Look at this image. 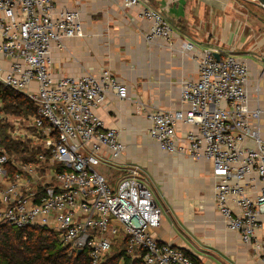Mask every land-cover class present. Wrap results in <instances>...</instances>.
<instances>
[{
    "label": "built area",
    "instance_id": "obj_1",
    "mask_svg": "<svg viewBox=\"0 0 264 264\" xmlns=\"http://www.w3.org/2000/svg\"><path fill=\"white\" fill-rule=\"evenodd\" d=\"M123 4L137 7L142 0ZM140 17L151 23L148 42L173 45L161 11L143 8ZM82 35L78 9H61L55 0H0V86L24 94L37 111L6 114L0 92L2 132L21 146L11 150L0 136V225L54 230L69 256L87 251L90 264H101L120 237L143 264H199L151 232L162 212L140 181V167L131 166L114 184L93 167L105 158L117 161L126 150L120 130L106 127L95 109L110 93L127 99L129 89L109 68L54 75L53 49ZM195 60L198 78L182 83L179 107L147 113L149 135L169 154L212 162L216 206L226 227L264 264V236H257L264 214L262 111L250 99L249 67L232 54L218 60L212 50ZM184 125L190 128L179 131ZM258 182L263 188L254 195Z\"/></svg>",
    "mask_w": 264,
    "mask_h": 264
},
{
    "label": "crops",
    "instance_id": "obj_2",
    "mask_svg": "<svg viewBox=\"0 0 264 264\" xmlns=\"http://www.w3.org/2000/svg\"><path fill=\"white\" fill-rule=\"evenodd\" d=\"M252 1L142 0L128 8L123 0H55L61 9L80 10L83 35L65 39L63 50L53 49L54 75L81 76L109 68L129 89L127 99L110 93L95 109L106 127L120 130L126 144L117 161L105 158L100 164L111 171L108 181L114 184L131 166L140 167V181L162 212L160 226L151 232L199 264L262 262L252 245L226 227L216 206L212 162L161 150L149 135L147 113L179 107L182 83L198 78L195 58L200 52L212 50L221 58L232 54L249 67V95L262 111L264 139V11ZM143 8L161 11L173 30V45L146 40L151 23L140 17ZM188 43L195 49L187 50ZM262 188L258 182L251 192L260 194ZM261 218L259 238L264 236V214Z\"/></svg>",
    "mask_w": 264,
    "mask_h": 264
},
{
    "label": "trees",
    "instance_id": "obj_3",
    "mask_svg": "<svg viewBox=\"0 0 264 264\" xmlns=\"http://www.w3.org/2000/svg\"><path fill=\"white\" fill-rule=\"evenodd\" d=\"M0 92L6 114L26 116L37 112L32 101L24 94L4 86H0ZM5 128L6 125L1 124L3 143L19 152L20 144L11 143L2 132ZM125 248L126 240L121 237L101 264H143L141 259L128 254ZM0 264H90V260L87 251L69 256L68 248L61 243L54 230L38 227L17 229L9 224H1Z\"/></svg>",
    "mask_w": 264,
    "mask_h": 264
},
{
    "label": "rangeland",
    "instance_id": "obj_4",
    "mask_svg": "<svg viewBox=\"0 0 264 264\" xmlns=\"http://www.w3.org/2000/svg\"><path fill=\"white\" fill-rule=\"evenodd\" d=\"M93 167L95 168V170H97L100 174L104 176H109V173L111 172L108 170V167H106V165H93Z\"/></svg>",
    "mask_w": 264,
    "mask_h": 264
},
{
    "label": "water",
    "instance_id": "obj_5",
    "mask_svg": "<svg viewBox=\"0 0 264 264\" xmlns=\"http://www.w3.org/2000/svg\"><path fill=\"white\" fill-rule=\"evenodd\" d=\"M252 3L259 5V7H261L264 10V0H254V1H252ZM215 55H216L217 59L219 60L220 59L219 54L215 53ZM79 252L81 253V250Z\"/></svg>",
    "mask_w": 264,
    "mask_h": 264
}]
</instances>
